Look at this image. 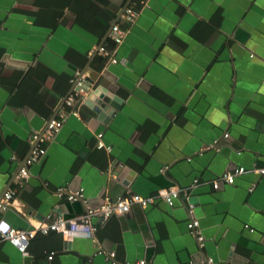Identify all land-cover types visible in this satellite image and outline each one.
Returning a JSON list of instances; mask_svg holds the SVG:
<instances>
[{"label":"crops","instance_id":"obj_1","mask_svg":"<svg viewBox=\"0 0 264 264\" xmlns=\"http://www.w3.org/2000/svg\"><path fill=\"white\" fill-rule=\"evenodd\" d=\"M127 1L0 0V197L13 189L15 199L0 216L30 228L106 195L198 179L190 201L204 243L180 196L93 215V238L37 233L26 255L2 241L0 264H112V251L116 264H264V174L212 185L233 165L264 167V0H131L133 22L122 16ZM115 23L125 35L112 62L98 48ZM77 72L86 83L78 113L20 181L33 133L69 109ZM81 188L83 199H68Z\"/></svg>","mask_w":264,"mask_h":264},{"label":"built area","instance_id":"obj_2","mask_svg":"<svg viewBox=\"0 0 264 264\" xmlns=\"http://www.w3.org/2000/svg\"><path fill=\"white\" fill-rule=\"evenodd\" d=\"M141 4L145 0H139ZM138 14L135 4L130 1L127 7L123 11V18L127 22H133ZM125 35V29H123L119 23L112 25L109 37L114 41V44L118 45L122 43ZM116 46L107 47L104 44L100 45L98 50L103 54L109 57L112 62H117L118 57L116 56ZM80 75L77 72V76ZM85 79L80 75V77L75 80V88L72 93L66 98V104L69 107L67 111H62L60 114L48 120L47 127L43 133L34 132L32 135V148L30 155L26 160V165L23 166L17 177L20 181H23L29 177V165L39 163L43 160L47 153V144L51 143L62 129V126L71 113H78L75 109L76 105L82 101V96L85 94L84 89ZM228 133H225L224 136H228ZM97 146L99 148H106L110 151L111 147L103 141V133L97 135ZM249 170L258 173L264 174V167L253 166L250 169L245 166H231L222 172L215 180L212 181V185L215 189H219L223 184H233L236 178ZM198 183V179L194 180V183L190 187H178L170 186L164 189H160L153 195L143 196L138 193L126 194L119 196L117 198H112L109 195H106L102 200L101 204L97 207H88L86 212L78 215L74 218H66L62 215H53L49 213L46 215L45 219L33 224L30 228H19L13 226L9 221H7L3 216H0V242L6 241L16 247L22 254L26 255L29 253V246L32 239L37 235V233L48 234L51 231H57L62 233L63 237L68 241H72L75 237L81 236L86 238H93L96 227L91 222V217L93 215L99 216L101 219H106L113 214L117 213H126L130 210L132 204H139L142 207H147L150 204H153L157 199L164 200L169 205H173L175 200L180 196H183L189 201L188 204V214L189 220L187 222V227L190 233H192L197 240L200 242V245L204 243V235L201 231L200 219L196 214L197 203L191 200L190 189ZM254 188V184L250 187V190ZM84 189L81 188L77 191H71L68 195V199H83ZM60 193L64 192L63 189H59ZM15 204L14 191L13 189H8L0 197V211L8 210ZM17 208V207H16ZM252 229V228H251ZM55 251H52L48 258H53ZM110 256L112 257V264H116V261L113 260L115 257V252H111ZM193 262V261H192ZM139 264H146L145 260H141ZM202 264H214L213 259L209 258L207 263Z\"/></svg>","mask_w":264,"mask_h":264},{"label":"trees","instance_id":"obj_3","mask_svg":"<svg viewBox=\"0 0 264 264\" xmlns=\"http://www.w3.org/2000/svg\"><path fill=\"white\" fill-rule=\"evenodd\" d=\"M113 45H114V41L110 37L104 43V46L107 47H112Z\"/></svg>","mask_w":264,"mask_h":264},{"label":"water","instance_id":"obj_4","mask_svg":"<svg viewBox=\"0 0 264 264\" xmlns=\"http://www.w3.org/2000/svg\"><path fill=\"white\" fill-rule=\"evenodd\" d=\"M130 1H131V0H128V1H127V3H126V5H125L124 9H125V8L127 7V5L130 3ZM124 9H123V10H124ZM123 10H122V12H123ZM110 31H111V30H110ZM110 31H109V34H110ZM102 44H103V43H102ZM102 44H100V45H102ZM100 45H99V46H100ZM96 94H98L99 97H101V95H102V94H99V92H98L97 90H96ZM113 103H114V102H113ZM115 106H116V104H115ZM106 108H107V107H106ZM31 148H32V147H31ZM17 174H18V173H17ZM93 234H95V231L93 232Z\"/></svg>","mask_w":264,"mask_h":264}]
</instances>
